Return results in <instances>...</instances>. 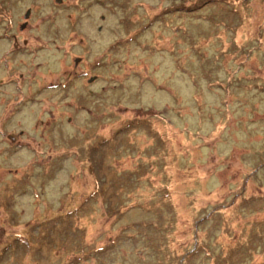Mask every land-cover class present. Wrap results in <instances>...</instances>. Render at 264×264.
<instances>
[{"label":"rangeland","instance_id":"obj_1","mask_svg":"<svg viewBox=\"0 0 264 264\" xmlns=\"http://www.w3.org/2000/svg\"><path fill=\"white\" fill-rule=\"evenodd\" d=\"M0 264H264V0H0Z\"/></svg>","mask_w":264,"mask_h":264},{"label":"water","instance_id":"obj_2","mask_svg":"<svg viewBox=\"0 0 264 264\" xmlns=\"http://www.w3.org/2000/svg\"><path fill=\"white\" fill-rule=\"evenodd\" d=\"M57 1H60V0H57ZM27 15H28V11L25 13L24 18H26ZM21 27H22V26H21ZM75 63H76V60H75Z\"/></svg>","mask_w":264,"mask_h":264}]
</instances>
